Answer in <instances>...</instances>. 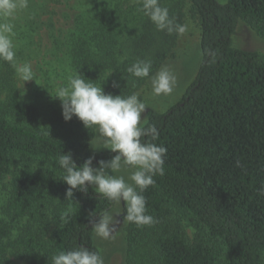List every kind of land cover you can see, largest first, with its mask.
Masks as SVG:
<instances>
[{"label": "trees", "instance_id": "trees-1", "mask_svg": "<svg viewBox=\"0 0 264 264\" xmlns=\"http://www.w3.org/2000/svg\"><path fill=\"white\" fill-rule=\"evenodd\" d=\"M90 2L66 40L55 41L66 45L75 74L86 82L106 94H136L173 54L180 34L158 31L137 0ZM159 2L176 24L183 25L186 10L198 20L202 61L180 101L146 113L144 126L155 125L159 136L142 139L167 153L164 175L141 193L154 223L127 221V262L137 264L146 249L148 264H264V195L258 191L264 188V54L233 43L240 22L264 38V0ZM140 60L151 62L147 78L127 71ZM10 77L3 78L7 94L0 101V177H10L4 210L24 225L14 237L11 223L0 219V264H16L7 258L11 249L25 264H51L77 246L101 255L92 222L115 203L92 187L66 199V173L57 162L70 152L77 166L91 156L97 166L115 153L93 150L95 130L76 117L51 118L72 123L75 135L54 131Z\"/></svg>", "mask_w": 264, "mask_h": 264}, {"label": "clouds", "instance_id": "clouds-1", "mask_svg": "<svg viewBox=\"0 0 264 264\" xmlns=\"http://www.w3.org/2000/svg\"><path fill=\"white\" fill-rule=\"evenodd\" d=\"M146 17L156 26L158 31H174L183 34L186 26L176 24L169 16L166 7L159 0H137ZM28 7V0H0V18L10 20L14 15ZM14 25L0 23V60L8 62L15 70L16 77L24 83L35 80V73L30 63L19 64L15 57V45L12 40ZM150 61H137L127 71L137 78L149 77ZM82 73L69 77L67 86L56 91L55 98L61 101L62 116L67 122L76 117L85 128L94 129L104 141L107 149L115 153L108 160L101 159L93 166L94 156L77 166L72 154L63 153L58 160L59 166L65 171L63 181L69 186L66 199H72L74 191L85 194L89 187L94 192L115 204L123 202L124 218L138 227L150 226L154 218L147 214L146 199L141 194L153 186V177L164 175V157L167 149L155 143L145 142L142 138L151 136L158 139L159 132L155 125L148 124L142 114L146 105L136 94L124 97L105 93L102 87L86 82ZM36 81V80H35ZM176 84V78L167 67H162L151 77L154 95H170ZM113 87H119L114 84ZM143 120V124H142ZM122 168L131 169L127 180L123 175H115ZM130 181V182H129ZM139 189V191H137ZM264 195V188L258 190ZM114 217L105 211L98 221L92 222V230L102 239H109L114 225ZM51 264H104L98 251L84 246L61 251L51 258Z\"/></svg>", "mask_w": 264, "mask_h": 264}, {"label": "rangeland", "instance_id": "rangeland-1", "mask_svg": "<svg viewBox=\"0 0 264 264\" xmlns=\"http://www.w3.org/2000/svg\"><path fill=\"white\" fill-rule=\"evenodd\" d=\"M166 1L168 4L177 2V0ZM218 1L226 2V0ZM90 6V0H28V7L18 11L10 20L0 18V23L14 25V35L11 38L15 45L16 60L19 64L30 63L36 80L27 81L23 86L17 79L14 68L8 62L0 60V101L5 99L7 94V89L2 84L3 78L11 75L9 80L17 88L21 97L41 114H45L46 123L50 122L54 131L67 136L75 135L76 128L74 131L70 130L72 123H65L61 116L54 121L51 118L62 114L61 101L55 98L57 89L67 86L69 77L75 72L66 45L59 46L55 38L66 40L67 34L77 25V16ZM183 25L186 26V31L180 34L173 54L160 67V69L167 67L175 76L176 84L173 92L170 95H154L150 78L136 93L139 100L146 105L142 119L146 120V113L151 108L163 112L180 101L198 72L202 61L200 25L187 10ZM233 43L236 47L264 54V38L246 22H240L233 36ZM91 148L106 149L104 141L96 132L91 139ZM20 166L18 162L16 168ZM131 171V169L122 168L115 175H123L127 180ZM9 179L10 177H0V219L11 223L15 237L24 224L20 219L12 218L4 210L8 197ZM109 213L114 217L112 234L109 239H102L95 234V242L101 251L104 264H128L127 220L124 218L123 202L115 204ZM186 231L190 237L193 236L192 227L187 226ZM147 256L146 249H143L137 258V264L147 263ZM7 258L16 264H25L24 259L15 254L12 249L9 250Z\"/></svg>", "mask_w": 264, "mask_h": 264}]
</instances>
